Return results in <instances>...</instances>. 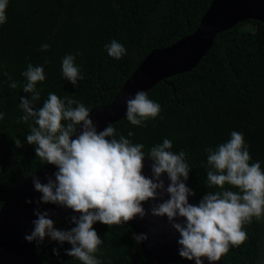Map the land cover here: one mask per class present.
Segmentation results:
<instances>
[{"label":"trees","instance_id":"16d2710c","mask_svg":"<svg viewBox=\"0 0 264 264\" xmlns=\"http://www.w3.org/2000/svg\"><path fill=\"white\" fill-rule=\"evenodd\" d=\"M214 1L9 0L7 22L0 25V113H4L0 210L28 177L46 166L26 141L32 122L19 119L20 98L31 99L23 91L21 75L29 63L45 70V81L37 84V108L51 92L62 100L71 97L92 111L110 104L151 52L192 35ZM114 39L126 49L119 60L105 49ZM45 43L50 49L42 52ZM67 54L76 56L84 77L78 86L62 76L61 61ZM5 72L17 83L15 89ZM147 94L160 105L159 115L146 126L131 125L126 118L114 123L117 138L123 135L133 144H143L146 155L165 138L172 142L173 152L185 151L192 170L185 183L195 192L194 204L208 191L218 190L205 187V149L226 142L233 131L243 134L250 162H260L264 170L263 23L250 20L222 32L198 67L160 82ZM13 139H19L22 147L17 148ZM71 227L69 220L61 222V230ZM93 227L103 241L95 254L102 264H155L133 240L130 226L96 223ZM243 230L246 241L230 247L221 257L223 264H264V216L253 217ZM70 248L51 241L37 249V264H81L66 255Z\"/></svg>","mask_w":264,"mask_h":264},{"label":"clouds","instance_id":"9594fccd","mask_svg":"<svg viewBox=\"0 0 264 264\" xmlns=\"http://www.w3.org/2000/svg\"><path fill=\"white\" fill-rule=\"evenodd\" d=\"M8 3L9 0H0V25L7 22ZM49 49L50 45L45 43L40 50ZM105 49L116 60L126 55L125 47L115 39ZM75 60V55H65L61 71L65 80L78 86L84 77ZM45 63H49L47 58ZM21 75L25 78L23 91L31 94V99L20 98L19 104L23 113L19 119L32 122L27 144L35 147L36 156L45 165L58 169L47 177V183L33 177L35 190L42 194L37 203L57 205L76 213L69 218L73 227L61 230L55 227L48 211L38 208L34 228L25 237L29 243L39 244L50 238L61 246L71 245L66 255L81 264H102L95 254L103 241L93 226L127 224L150 214L155 218L167 217L168 224L179 233L181 258L195 264H204L207 259L215 264L230 247H239L246 241L244 224L251 223L253 217L264 216V170L260 162H250L242 133L233 131L226 142L205 149V187L218 190L208 191L198 204H191L189 197L195 196V192L185 183L192 171L185 151L173 152L172 142L165 138L146 155L143 144H133L123 135L117 138L113 124L98 131L89 108L71 97L62 100L50 92L37 108V84L46 79L44 67L29 63ZM8 79L9 86L15 89L17 83L10 76ZM124 102L126 120L134 126H146L145 122L155 119L161 111L160 105L143 90ZM3 119L4 113H0V120ZM13 141L17 148L22 147L19 139ZM146 157L152 161L151 177L143 174ZM165 174L170 181L167 185ZM158 200L162 202L155 203ZM149 201L153 203L146 210L143 205ZM132 238L137 245L148 240L144 233L133 232ZM53 252L59 256L58 249Z\"/></svg>","mask_w":264,"mask_h":264},{"label":"water","instance_id":"95a60500","mask_svg":"<svg viewBox=\"0 0 264 264\" xmlns=\"http://www.w3.org/2000/svg\"><path fill=\"white\" fill-rule=\"evenodd\" d=\"M250 20L264 24V0H215L192 35L171 47L151 52L110 104L90 111V118L98 131L109 123L114 124L126 118L124 101L128 96H133L138 90L148 93L160 82L192 71L212 49L219 34ZM151 164L152 161L145 158L143 174L146 177L152 175ZM57 170L53 165H46L32 174L0 210V264H37L38 254L34 242L29 243L25 237L34 228L33 221L37 219L35 211L38 208L40 211H48L49 218L60 222L76 215L57 205L37 203L42 194L35 190L33 177H39L42 183H47V177L53 176ZM163 179L166 185L170 182L167 174ZM160 202L162 201H155ZM152 203L149 201L143 207L148 210ZM189 203H195V196L189 197ZM177 222H180L179 219ZM122 224L130 226L137 234L144 233L148 236V240L140 245L155 264H195L194 261L180 257L179 233L171 228L167 217L155 218L149 214L143 220L136 217L127 224ZM204 264L211 262L205 259ZM215 264H223L222 258Z\"/></svg>","mask_w":264,"mask_h":264},{"label":"built area","instance_id":"2783aa9c","mask_svg":"<svg viewBox=\"0 0 264 264\" xmlns=\"http://www.w3.org/2000/svg\"><path fill=\"white\" fill-rule=\"evenodd\" d=\"M49 242H51V239L50 238H46L43 243H39L38 244V243L34 242V245H35L36 249H39V248H42L45 245H47Z\"/></svg>","mask_w":264,"mask_h":264},{"label":"rangeland","instance_id":"374dc122","mask_svg":"<svg viewBox=\"0 0 264 264\" xmlns=\"http://www.w3.org/2000/svg\"><path fill=\"white\" fill-rule=\"evenodd\" d=\"M54 221V223H55V227L57 228V229H61V222L60 221H57V220H53Z\"/></svg>","mask_w":264,"mask_h":264}]
</instances>
